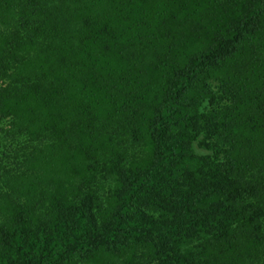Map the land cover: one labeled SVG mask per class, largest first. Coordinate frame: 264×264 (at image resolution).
I'll return each mask as SVG.
<instances>
[{"label": "trees", "instance_id": "1", "mask_svg": "<svg viewBox=\"0 0 264 264\" xmlns=\"http://www.w3.org/2000/svg\"><path fill=\"white\" fill-rule=\"evenodd\" d=\"M0 264H264V0H0Z\"/></svg>", "mask_w": 264, "mask_h": 264}]
</instances>
